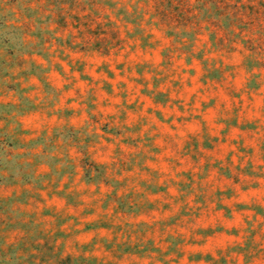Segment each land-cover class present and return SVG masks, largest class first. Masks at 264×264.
<instances>
[{
	"label": "rangeland",
	"instance_id": "rangeland-1",
	"mask_svg": "<svg viewBox=\"0 0 264 264\" xmlns=\"http://www.w3.org/2000/svg\"><path fill=\"white\" fill-rule=\"evenodd\" d=\"M161 1L0 0V264H264V0Z\"/></svg>",
	"mask_w": 264,
	"mask_h": 264
},
{
	"label": "trees",
	"instance_id": "trees-1",
	"mask_svg": "<svg viewBox=\"0 0 264 264\" xmlns=\"http://www.w3.org/2000/svg\"><path fill=\"white\" fill-rule=\"evenodd\" d=\"M225 2H223L224 4ZM219 4V3H218ZM162 5H165V8L168 9H156V14L160 17V20L163 22L164 20H169L171 16H175L177 18V21H180L182 18L183 11L179 9V7L182 5V1L178 0V2L173 5L171 0H163L161 2H158L157 6L161 7ZM225 6H223L224 8Z\"/></svg>",
	"mask_w": 264,
	"mask_h": 264
}]
</instances>
